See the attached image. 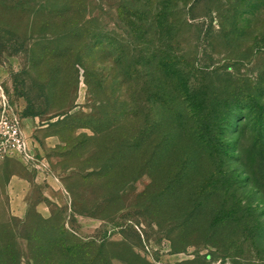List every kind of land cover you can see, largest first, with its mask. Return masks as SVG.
Here are the masks:
<instances>
[{
  "label": "rangeland",
  "instance_id": "1",
  "mask_svg": "<svg viewBox=\"0 0 264 264\" xmlns=\"http://www.w3.org/2000/svg\"><path fill=\"white\" fill-rule=\"evenodd\" d=\"M40 1L0 0V88L19 114L36 113L21 117L39 158L33 168L0 160V264H264V126L258 132L240 121L233 135L230 117L228 131L220 127L230 144L226 179L239 187L245 217L217 216L226 202L218 173L210 159L192 157L195 147L184 138L164 164L174 158L191 166L177 188L162 193L161 165L154 176L139 167L144 157L131 166L125 154L110 155L108 137L81 125L79 111L113 99L109 62L93 59L105 79L96 92L75 58L81 42L62 36L69 19L38 11ZM120 1L98 0L93 10L114 31ZM252 1L234 22L236 40L223 37L232 0L186 5L191 25L183 38L197 65L222 67L223 80L264 78V0ZM64 112L70 118L58 121Z\"/></svg>",
  "mask_w": 264,
  "mask_h": 264
},
{
  "label": "trees",
  "instance_id": "2",
  "mask_svg": "<svg viewBox=\"0 0 264 264\" xmlns=\"http://www.w3.org/2000/svg\"><path fill=\"white\" fill-rule=\"evenodd\" d=\"M97 1L41 0L35 8L69 19L64 23L62 36L76 37L81 42L75 58L83 69L86 84L96 92L104 89L105 82L104 76L96 73L97 58L110 64L113 99H107L106 104L98 101L92 112L79 111L81 125L90 126L96 136L110 139L111 156L123 153L131 166L144 157L139 167L153 176L161 165L166 177L161 192L167 194L177 188L175 184L181 182L191 165L186 167L174 158L164 164V160L175 156L181 138L190 141L189 150L195 147L192 157L210 159L214 173H218L215 185L226 202L219 207L217 216L245 217L241 198L235 193L239 187H232L234 184L226 179L225 174L231 170L226 168L230 144L220 127L227 132L231 117L237 122L229 133L238 134L240 121L244 120L260 132L264 126V78L223 80L222 67L197 65L196 52H188L187 39L183 38L184 30L191 25L186 13L192 6L187 9L186 5L195 0H121L117 5L119 31L108 29L93 14ZM231 5V25L229 30L223 29V37L236 40L239 31L234 22L242 12H250L254 3L232 0ZM98 7L102 9L101 4ZM218 26L222 30L223 23L220 21ZM255 46L259 50V44ZM29 114L36 113L27 108L20 115ZM63 115L58 121L70 118L67 112ZM234 151H238L237 147ZM200 189L201 193L206 190ZM192 200L199 202L198 197Z\"/></svg>",
  "mask_w": 264,
  "mask_h": 264
},
{
  "label": "built area",
  "instance_id": "3",
  "mask_svg": "<svg viewBox=\"0 0 264 264\" xmlns=\"http://www.w3.org/2000/svg\"><path fill=\"white\" fill-rule=\"evenodd\" d=\"M22 117L0 88V160L16 158L33 168L39 158L22 125ZM42 164V161H40ZM37 165V164H36Z\"/></svg>",
  "mask_w": 264,
  "mask_h": 264
}]
</instances>
